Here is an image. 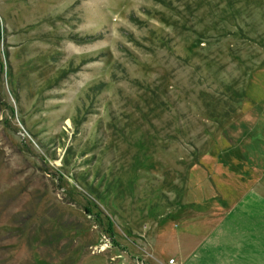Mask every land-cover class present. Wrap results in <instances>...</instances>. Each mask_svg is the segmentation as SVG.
<instances>
[{
	"label": "rangeland",
	"instance_id": "obj_1",
	"mask_svg": "<svg viewBox=\"0 0 264 264\" xmlns=\"http://www.w3.org/2000/svg\"><path fill=\"white\" fill-rule=\"evenodd\" d=\"M189 243L264 264V0H0V264Z\"/></svg>",
	"mask_w": 264,
	"mask_h": 264
},
{
	"label": "crops",
	"instance_id": "obj_2",
	"mask_svg": "<svg viewBox=\"0 0 264 264\" xmlns=\"http://www.w3.org/2000/svg\"><path fill=\"white\" fill-rule=\"evenodd\" d=\"M215 235L216 234L214 233H210L209 236H207V238H210V240H212L214 239L213 236ZM218 236L225 237L226 233L223 232L221 234H218ZM258 239L260 241L259 237ZM190 241L192 243L193 240H190ZM177 252H178V256H176L177 260L175 261H178L179 264H256L254 263L255 260L251 261V259L248 258V257H251V255L254 256V254L256 253L254 254L246 253V252L240 251L235 248L233 249L229 248V250H225V251L224 250L218 251L216 247L214 249V247L212 248V246L206 249H202L201 247L193 249V246L190 244V246H187L185 251L178 248ZM234 253H235V257H237L236 259H233ZM240 256H243L241 260H239ZM158 263L166 264V263H161V262H158Z\"/></svg>",
	"mask_w": 264,
	"mask_h": 264
},
{
	"label": "built area",
	"instance_id": "obj_3",
	"mask_svg": "<svg viewBox=\"0 0 264 264\" xmlns=\"http://www.w3.org/2000/svg\"><path fill=\"white\" fill-rule=\"evenodd\" d=\"M173 262H174V260H173V259H170V260H169V263H170V264H172Z\"/></svg>",
	"mask_w": 264,
	"mask_h": 264
},
{
	"label": "trees",
	"instance_id": "obj_4",
	"mask_svg": "<svg viewBox=\"0 0 264 264\" xmlns=\"http://www.w3.org/2000/svg\"><path fill=\"white\" fill-rule=\"evenodd\" d=\"M89 37H91V36H89ZM110 226V225H109Z\"/></svg>",
	"mask_w": 264,
	"mask_h": 264
}]
</instances>
